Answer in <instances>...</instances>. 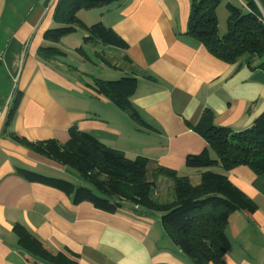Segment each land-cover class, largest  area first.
Wrapping results in <instances>:
<instances>
[{"label":"crops","instance_id":"1","mask_svg":"<svg viewBox=\"0 0 264 264\" xmlns=\"http://www.w3.org/2000/svg\"><path fill=\"white\" fill-rule=\"evenodd\" d=\"M58 1L0 0V264H51L19 245L18 222L51 252L78 254V264H196L167 236L160 213L126 202L106 214L28 181L19 169L82 185L77 171L29 145L67 143L69 129L77 126L129 158L146 157L198 184L201 171L187 167L186 158L207 146L197 129L204 111L211 109L215 124L233 132L252 127L264 112V59L246 54L227 63L215 57L189 34L193 0H121L78 12L87 24L113 28L126 49L85 44L83 30L50 43L44 33L57 25ZM42 46H57L65 55L47 60L39 54ZM80 46L89 58L76 52ZM123 76L137 78L131 101L148 126L88 85ZM210 169L226 174L258 206L231 215L226 264H264V174L249 165ZM157 182L156 195L171 199V179L159 176Z\"/></svg>","mask_w":264,"mask_h":264},{"label":"trees","instance_id":"2","mask_svg":"<svg viewBox=\"0 0 264 264\" xmlns=\"http://www.w3.org/2000/svg\"><path fill=\"white\" fill-rule=\"evenodd\" d=\"M119 1L59 0L54 12L57 25L45 31L44 39L58 43L64 36L83 30L87 33L85 44L102 43L126 49L128 43L113 28L102 21L87 24L78 16L82 9L101 8ZM221 2L193 0L189 34L224 62H237L246 54L264 59V0H243L240 5L227 3V31L222 35L215 14ZM76 52L89 58L84 46L78 47ZM39 54L52 60L65 52L57 46H42ZM260 66L264 70V60ZM88 85L120 109L128 110L134 120L148 126L131 101L137 89L136 77L94 78ZM18 102L19 97L10 110L8 123ZM197 129L207 146L200 153L189 154L186 165L201 171L198 184H193L188 176L180 175L177 170L146 157L129 158L77 126L69 129L67 143L46 139L29 145L35 152L77 171L83 180L82 185L27 169H19V173L30 182L45 184L72 196L75 204L89 202L106 214L116 213L126 202H130L134 209L160 213L167 236L194 263L226 264L224 256L232 246L226 232L231 215L238 210L255 212L258 206L226 174L210 168L249 165L256 173L264 174V112L255 119L252 127L233 132L228 127L216 125L214 112L206 109ZM14 137L22 140L18 135ZM159 176L171 179V199L156 195ZM13 229L19 245L39 258L51 264H78V254L70 250L51 252L23 224L18 222Z\"/></svg>","mask_w":264,"mask_h":264},{"label":"rangeland","instance_id":"3","mask_svg":"<svg viewBox=\"0 0 264 264\" xmlns=\"http://www.w3.org/2000/svg\"><path fill=\"white\" fill-rule=\"evenodd\" d=\"M232 3L234 5H240V1L239 0H222V2L220 3V5L215 9V14L218 18V21H219V29L222 31H225V32H222L223 33H226L227 31V19H228V15H229V11H228V8H227V3ZM194 183V181H193Z\"/></svg>","mask_w":264,"mask_h":264}]
</instances>
